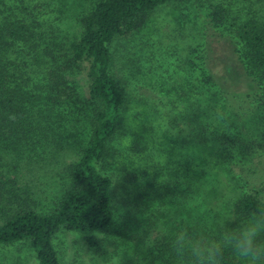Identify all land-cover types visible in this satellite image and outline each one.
I'll return each mask as SVG.
<instances>
[{
    "label": "rangeland",
    "instance_id": "obj_1",
    "mask_svg": "<svg viewBox=\"0 0 264 264\" xmlns=\"http://www.w3.org/2000/svg\"><path fill=\"white\" fill-rule=\"evenodd\" d=\"M96 1L0 0V17L17 14L20 19L28 22L34 19L40 24L41 46L38 50L30 49L26 64L21 62V66H26L19 72L20 80L26 79L30 87L40 89L55 58L63 59V54H69L70 44L83 30L81 17ZM216 4L226 10V24L241 12L254 15L264 23V0H170L149 10L142 26L127 37H116L111 46V73L122 89L124 105L120 129L110 151L97 163L99 171L111 179L114 218L109 226L93 233L94 243H88L86 235L77 231L60 229L55 232L52 243L59 264H112L113 261L118 264H183L182 260L167 254L174 235L188 230L186 224L196 226L198 223L194 235L219 241L220 234L214 233L208 238L202 229L211 233L208 228L218 227L222 231L228 220L237 219L226 224L236 227L238 219L246 218L236 214L233 199L257 192L260 206H264L263 90L252 91L250 99L227 108L228 120H223L225 127L221 125L218 131L236 146L229 170L216 171L211 176L215 178V188H205L206 192L201 186L200 198L189 206L183 204L175 209L170 208V203L176 201L177 193L164 192L163 187L172 188L165 186L167 184L154 187L156 191L150 192V189L145 199L132 202V191L144 194L146 184L152 188L153 175L162 168L156 160L157 150L161 149L156 142L163 132L160 128L156 130L153 150L149 149L150 145L147 150H141L152 141L151 134L143 131L138 135V128H135L137 132L129 133L128 118H140L145 123L151 115L152 119L158 117L167 133L161 141L168 138L170 149L181 160L184 151L181 141L188 138L187 148L195 141L197 133L192 128L194 123L185 120L182 111L185 104H192L190 110L196 109L199 93L194 98L191 95L196 87H202L199 82L204 70L201 61L216 84L224 83L243 93L254 87L249 77L239 71L240 62L234 53L229 27L226 24L216 27L211 22L209 14ZM78 71L74 84L80 104L72 108L69 116L72 121H62L65 125L58 130L65 137L63 147L59 150L47 148L52 153L46 155L43 146L28 150L29 145L22 147L16 141L12 146L8 140L0 148V171H17V177L9 175L12 181L2 182L0 186V194L4 197L2 204L16 199L20 205L45 213L62 195L65 168L77 158L79 148L89 137L90 106L83 75ZM176 115L180 120L171 121ZM129 137L132 145L128 144ZM19 150L21 154L17 155ZM35 153L40 156L28 163ZM186 156L193 158L191 154ZM193 182L197 185L196 178ZM2 215L0 210V223ZM0 264H38V260L29 242L22 240L0 244Z\"/></svg>",
    "mask_w": 264,
    "mask_h": 264
},
{
    "label": "trees",
    "instance_id": "obj_2",
    "mask_svg": "<svg viewBox=\"0 0 264 264\" xmlns=\"http://www.w3.org/2000/svg\"><path fill=\"white\" fill-rule=\"evenodd\" d=\"M167 1L170 0H97L90 11L81 17L83 30L77 40L70 44L69 54H63V59L55 58L54 66L47 69L40 89H33L26 79L20 80L19 75L26 66H21V62L26 64L25 58H28L30 49L38 50L41 46L39 22L34 19L32 22L25 21L17 14L0 17V148L8 140L12 146L17 143H21L22 147L29 145L28 150L43 146L46 155L52 153L53 148L59 150L63 147L65 137L58 130L61 125H65L62 121H72L69 117L72 108H78L80 104L74 84L78 69L86 84V97L90 106L89 137L79 148L77 158L66 166L64 191L50 209L40 213L20 205L16 199L2 204L4 197L0 194V210L3 211L0 244L26 240L33 248L38 264H59L52 243L55 232L60 229L77 231L86 235L88 243H94L93 233L111 224L114 218L112 183L97 168V163L108 155L109 147L120 129L124 105L122 89L111 73V46L117 36L127 37L141 27L149 10ZM210 12L214 26L227 23L226 10L219 4L214 5ZM226 25L235 45L234 53L240 62L239 71L249 77L254 87L243 93L224 83L216 84L202 60L204 70L199 79L202 87H196L191 95L194 98L199 93L196 109L190 110L192 104H185L182 111L183 118L194 123L192 128L197 133L188 149L185 148L189 143L188 138L187 141H181L184 146L181 160L170 149L168 138L161 141L167 133L159 124L158 117L152 119L151 115L145 123L140 118H128L129 133L133 130L137 132L135 128H138V135L143 131L151 134L152 141L141 150H147L149 145V149L153 150L156 130L160 128L163 132L156 142L161 148L157 150L159 155L156 160L162 168L153 175L152 188L146 184L144 194L132 191V202L145 199L150 189L152 192L154 187L167 184L165 186L172 188L163 187L164 192L173 190V193H177L176 201L170 203V208L175 209L183 204L189 206L202 196L201 186H204V190L217 186L215 178L211 177L216 171L229 170L236 144L219 132L218 128L221 125L225 127L223 120L227 119L225 115L228 107L250 99L252 91H264V23L254 15L241 12ZM177 119L180 120L179 115L171 121ZM143 138L144 135L141 136ZM128 144L132 145L130 137ZM187 153L193 158L186 156L189 155ZM20 154L21 151H17V155ZM39 156L40 153H35L27 162H35ZM15 173L17 171H0V186L2 182L12 181L9 175L17 177ZM194 178L197 179V185L193 182ZM257 194L244 193L233 199L232 206L238 216L247 217L254 208L260 207ZM7 205L14 207L9 208ZM186 226L189 232L196 234L199 224ZM207 230L211 233L203 229L202 232L208 238L214 233H221L218 227ZM225 264H237L230 250L225 252Z\"/></svg>",
    "mask_w": 264,
    "mask_h": 264
},
{
    "label": "clouds",
    "instance_id": "obj_3",
    "mask_svg": "<svg viewBox=\"0 0 264 264\" xmlns=\"http://www.w3.org/2000/svg\"><path fill=\"white\" fill-rule=\"evenodd\" d=\"M233 220L237 219L225 223L219 241L196 236L186 229L177 232L167 255L182 260L183 264H225V252L230 250L237 264H264V206L238 219L236 227H227Z\"/></svg>",
    "mask_w": 264,
    "mask_h": 264
}]
</instances>
